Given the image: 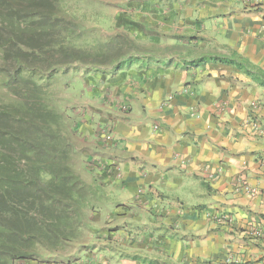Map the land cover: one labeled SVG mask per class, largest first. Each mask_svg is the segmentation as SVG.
Here are the masks:
<instances>
[{"label": "crops", "instance_id": "1", "mask_svg": "<svg viewBox=\"0 0 264 264\" xmlns=\"http://www.w3.org/2000/svg\"><path fill=\"white\" fill-rule=\"evenodd\" d=\"M112 14L115 56L95 61L124 56L95 76L110 99L73 129L83 173L117 202L89 216L73 264L83 250L82 264H264V80L236 67L264 71V0H126Z\"/></svg>", "mask_w": 264, "mask_h": 264}, {"label": "trees", "instance_id": "2", "mask_svg": "<svg viewBox=\"0 0 264 264\" xmlns=\"http://www.w3.org/2000/svg\"><path fill=\"white\" fill-rule=\"evenodd\" d=\"M63 3L0 0V75L14 97L0 103V264H21L38 250L56 252L78 240L99 193L75 171L73 121L56 108L49 76H41L90 64L105 48L76 45L81 33L73 17H62ZM236 67L264 80V71L247 62Z\"/></svg>", "mask_w": 264, "mask_h": 264}, {"label": "rangeland", "instance_id": "3", "mask_svg": "<svg viewBox=\"0 0 264 264\" xmlns=\"http://www.w3.org/2000/svg\"><path fill=\"white\" fill-rule=\"evenodd\" d=\"M126 0H65L63 3V12L62 17H65L66 20H72L67 18L73 17L76 21L75 23L78 26V31L81 33L80 38L77 39V44L80 48H85L84 46L93 47V50H100L105 46L102 52H99L100 55L97 56V59H91L90 64H72L67 67H56L52 72L44 71L41 76H49V92L56 101V108L62 110L64 115H68L72 121L81 123L84 114L82 111H85V116L89 117V107L95 106V99L101 97L102 100L110 99V90L107 87H104L95 78L97 74H112L116 69L110 70L112 67L118 66L120 60H123V57L115 60L110 68H100L96 67L95 60L101 59H111L115 55L107 46H115L116 42L121 38L123 31L118 27L117 22L114 21V16L112 13L121 9L123 2ZM131 39L135 40V38ZM139 41L135 40V43L138 44ZM88 48V47H87ZM134 48V46H132ZM133 53L130 55V58L135 60L137 58L135 50H131ZM98 53V52H97ZM117 58V57H116ZM2 62V52L0 50V65ZM137 64V61L135 62ZM110 70V71H108ZM36 75V74H34ZM26 76V75H24ZM47 80V78H46ZM4 81V76L0 75V103H7L14 99L10 95L2 82ZM53 103V102H52ZM86 109V110H85ZM77 129V128H76ZM76 129H72V132L76 134ZM77 156L75 162V171L83 180L86 182L90 190L98 191V197L91 198L93 207L95 208L94 217L97 219H103V216L108 215V211L114 208L113 204L117 201V198L109 194H105L107 188L106 186L96 185L98 181L92 175H85V166L87 163L86 156L81 155V152L84 150L82 143L76 138L73 139ZM117 146V145H116ZM85 148V147H84ZM115 148V147H113ZM90 166L99 165L96 160H91L89 162ZM86 177L89 178H85ZM106 195V196H105ZM91 216V215H90ZM100 221H95L94 224H99ZM91 226H86L85 230L89 231ZM82 243L80 241L73 240L71 243H65L61 245V248L54 252L48 250H38V253L34 255L33 260H25L21 264H73V259L75 256L74 250L80 249ZM88 247V246H87ZM85 250L77 254L78 264L83 263L85 256L83 255ZM114 258L115 256L112 255ZM64 261L60 263L59 261Z\"/></svg>", "mask_w": 264, "mask_h": 264}, {"label": "built area", "instance_id": "4", "mask_svg": "<svg viewBox=\"0 0 264 264\" xmlns=\"http://www.w3.org/2000/svg\"><path fill=\"white\" fill-rule=\"evenodd\" d=\"M244 3L246 4H253L255 2V0H243ZM127 108L126 107H123V110H126Z\"/></svg>", "mask_w": 264, "mask_h": 264}]
</instances>
